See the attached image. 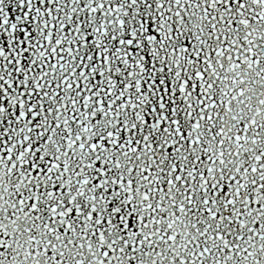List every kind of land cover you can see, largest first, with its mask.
<instances>
[{
	"label": "snow or ice",
	"instance_id": "6c2138e0",
	"mask_svg": "<svg viewBox=\"0 0 264 264\" xmlns=\"http://www.w3.org/2000/svg\"><path fill=\"white\" fill-rule=\"evenodd\" d=\"M0 264H264V0H0Z\"/></svg>",
	"mask_w": 264,
	"mask_h": 264
}]
</instances>
